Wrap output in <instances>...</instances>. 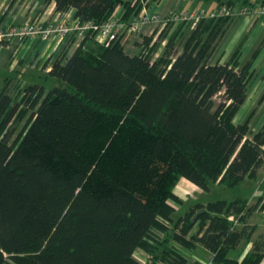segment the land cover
Returning a JSON list of instances; mask_svg holds the SVG:
<instances>
[{
	"label": "trees",
	"instance_id": "16d2710c",
	"mask_svg": "<svg viewBox=\"0 0 264 264\" xmlns=\"http://www.w3.org/2000/svg\"><path fill=\"white\" fill-rule=\"evenodd\" d=\"M50 2L96 23L121 5L123 19L141 7L140 0ZM233 18L203 17L185 39L190 22L170 21L145 34L134 54L122 37L103 45L89 33L66 59H54L47 74L63 84L49 90L34 81L14 94L5 78L0 264H186L182 247L197 245L216 264L262 261L264 233L255 238L249 218L264 209L263 195L250 204L242 196L197 202L178 216L172 203L181 177L203 190L212 180L236 187L264 166V125L250 134L249 119L235 121L264 39L245 60L240 43L226 61H212ZM243 240L253 247L238 260L231 251ZM136 248L148 252L146 263Z\"/></svg>",
	"mask_w": 264,
	"mask_h": 264
},
{
	"label": "crops",
	"instance_id": "0c3cea01",
	"mask_svg": "<svg viewBox=\"0 0 264 264\" xmlns=\"http://www.w3.org/2000/svg\"><path fill=\"white\" fill-rule=\"evenodd\" d=\"M206 2L210 4L207 9L205 8L204 5H202L203 3L201 5L199 3V5L191 8L190 10H195V9L212 10L218 7L217 6L214 8L213 5L210 3V1H206ZM184 4H185L184 0H140L141 7L137 10L136 14H139L147 10L149 13H158L161 16H165L172 10L185 11L186 9H183ZM116 12L123 13L124 6L123 5L119 6ZM50 14L52 16L54 15L53 18H58V17L60 18L62 16L61 12L55 9V2H50L49 4H45V0H0V24L2 23L12 24L23 20L31 21L33 19H38V18L45 20L51 17ZM156 27L157 25L154 22H148L143 25L139 33L126 34L121 40L124 46V50L129 54H134L139 52L140 51L139 43L142 41L143 36L145 34H150L154 32ZM262 39H264V19L261 15L242 14L240 16H236V17L234 16L233 20L228 26L226 33L224 34V51L222 50V52H220L219 54V52L216 51L215 49L212 55V61H217V60H220V62L226 61L240 43L242 45L241 59L245 60L250 56V54L258 46V44L262 41ZM18 40L16 38H11L1 41L0 52L5 50H7L6 52H8L10 48H14ZM20 52L21 53L30 52V55H37L40 59L43 58L42 63L46 61V63L44 64L46 65L44 66L46 67L45 71H47V68L51 67L53 63L52 55H54V52L52 51V45L48 42L44 43L39 38L32 37L30 39L29 38L24 39V41L20 44ZM24 64L25 63H23V65ZM41 67H43V64L41 65ZM255 67L257 68V76L260 73L264 77V43L262 45L259 54L256 57ZM4 76L5 77H3L4 79L3 83L5 81V78L7 77L15 78L14 75H5V73ZM14 78H12L13 80L11 81V83L15 80ZM263 101H264V91L258 96L257 102L255 105H253V107L251 105L252 103L250 102L249 98H247L240 107V109L238 110L235 116V120L241 113L243 114L244 112H247V110L251 107V111L248 113L247 117L244 120L246 121L247 119H249V126H250V121L252 117L254 116L257 108H259V106L262 104ZM261 108H263L261 113L264 114L263 111L264 107ZM200 190H202V188H200L197 184L190 181L189 179L185 177H181L179 179L178 183L176 184V187L174 188V193L179 198V202H178L179 206L177 205L175 216H178L177 212L181 211L180 203L187 202L190 200L189 194L191 193V191H200ZM187 191H190V193H186ZM263 194L264 191L263 193H261V195ZM258 196L260 195L253 193L252 196L248 198L249 204L255 202ZM252 215L250 217H252ZM255 223L258 225L257 230L262 229L260 227L261 224H258L257 222ZM260 232H264V231L262 230ZM240 244L247 246L248 250L251 249L253 246V242L251 240L242 241ZM239 245H238V249H240ZM182 250L187 255L188 260L186 264H194L196 261H201L203 264H216L213 263L212 261L211 251L202 245H197L196 247L191 249L182 247ZM134 255L142 263H146L149 258L148 252L142 248H136L134 251ZM244 256L245 253H243V255L239 256L238 258L242 259ZM259 264H264V258Z\"/></svg>",
	"mask_w": 264,
	"mask_h": 264
},
{
	"label": "rangeland",
	"instance_id": "374dc122",
	"mask_svg": "<svg viewBox=\"0 0 264 264\" xmlns=\"http://www.w3.org/2000/svg\"><path fill=\"white\" fill-rule=\"evenodd\" d=\"M184 1H185V4L183 5L184 6L183 9H186V10H190L191 8L199 5V3L200 5L203 3L202 5H204L206 9L210 5L205 0H184ZM210 3L213 5L214 8L217 6H218L217 8H219L222 5H224L221 3L218 5V2L216 0H212L210 1ZM53 16L51 15V17H49V19H45V21L54 19ZM62 18L63 16L60 17V20ZM24 22H28V20L18 21L12 24L14 25V24L24 23ZM1 26L6 27L7 24L2 23L0 24V27ZM174 26L175 25H173V28ZM192 29H193V24L191 22L188 24L184 23V31L182 34V39H185L189 35ZM156 30H157V27H156ZM27 38L30 39L32 37L30 36V37H26V38L19 39V40L16 38L18 42L14 46V48H10L8 52H6L7 50L0 52V86L3 84V80H4L3 77H5L4 73L5 75L15 76V78L11 76L15 80L11 83V85L8 88V91L14 94L18 92L19 88H22L24 85H26L27 83L31 81L43 82L47 86L48 90L55 85H58V84L62 85L63 83H61V81H59L57 77L48 75L46 73L47 72L45 71L46 67H44L46 66L44 65L46 61L42 63L43 58L40 59L37 55H30V52H22V53L20 52V44L24 41V39H27ZM50 44L52 45V43ZM222 50L224 51V36L216 47V51H218L219 54L220 52H222ZM52 58L54 61V59L56 58V55L55 54L52 55ZM23 63L25 64L23 65ZM42 64H43V67H41ZM249 91L250 92L248 93L247 98H249L250 102L252 103L251 105L253 107V105H255L257 102L258 96L264 91V77L260 73L256 77V79L253 81ZM261 107H264V101L259 106V108H257L256 113L254 114V116L252 117L250 121V134L258 131L264 124V114L261 113L263 108ZM250 111H251V107L247 110V112H244L243 114L241 113L235 121L236 122L244 121ZM26 118L27 116L22 120L21 125L18 127V130L22 129V126ZM263 191H264V166L259 168L257 176L254 179L246 178L236 187H230L226 184L219 183L218 180H212L210 182L209 190L202 189L200 191H191V193L190 191H187L186 193H190L189 194L190 200L187 202L180 203L181 211L177 212V214L178 215L182 214L185 210H188L196 202L206 203V202L214 201V200L221 199V198L233 199L237 196L250 198L253 193H256L257 195H261ZM172 203L179 206L178 202L176 201L175 202L172 201ZM231 219L236 220L235 218H233V216H231ZM249 222L251 224L255 222H257L258 224H261L260 227L262 229L256 230L254 234L255 238L259 237L260 234H263L264 232H260V231L262 230L264 231V226H263L264 225V209L257 210L252 215V217L249 218ZM234 223L238 225L239 227L242 226L241 222L234 221ZM243 241H248V240H243ZM240 245L239 247L241 250L238 249V246H237L235 249L231 251V255H234V257H237L238 260L243 259V258L242 259L238 258L239 256L243 255V253H245L246 255L252 249L251 248L248 250L247 246L243 244H240Z\"/></svg>",
	"mask_w": 264,
	"mask_h": 264
},
{
	"label": "built area",
	"instance_id": "2783aa9c",
	"mask_svg": "<svg viewBox=\"0 0 264 264\" xmlns=\"http://www.w3.org/2000/svg\"><path fill=\"white\" fill-rule=\"evenodd\" d=\"M71 11L73 10L60 11L63 16L61 20L59 17L49 21L38 18L14 25L7 24L6 27L1 26L0 42L11 38L37 37L44 43H52V51L56 57L63 55V58L66 59L89 33L98 43L109 45L128 33H139L143 25L148 22H154L157 25V30H154L156 36L170 21H187L196 25L203 17H218L220 15L236 17L242 14H259L264 19V4L255 7H229L224 4L212 10H172L165 16L145 10L139 14H132L127 19H123L122 12H116L102 23L81 20ZM50 69L51 67L47 68V71Z\"/></svg>",
	"mask_w": 264,
	"mask_h": 264
},
{
	"label": "water",
	"instance_id": "95a60500",
	"mask_svg": "<svg viewBox=\"0 0 264 264\" xmlns=\"http://www.w3.org/2000/svg\"><path fill=\"white\" fill-rule=\"evenodd\" d=\"M196 217H197V213L194 215L193 220H195Z\"/></svg>",
	"mask_w": 264,
	"mask_h": 264
}]
</instances>
